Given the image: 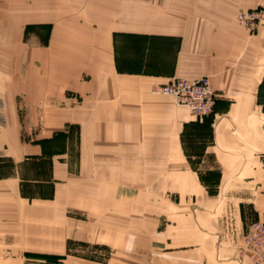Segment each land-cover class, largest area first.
Returning <instances> with one entry per match:
<instances>
[{
    "label": "crops",
    "instance_id": "1",
    "mask_svg": "<svg viewBox=\"0 0 264 264\" xmlns=\"http://www.w3.org/2000/svg\"><path fill=\"white\" fill-rule=\"evenodd\" d=\"M255 8L0 0V264L153 242L173 264L250 263L238 250L264 220V23L251 33L236 16ZM202 76L210 119L152 93Z\"/></svg>",
    "mask_w": 264,
    "mask_h": 264
},
{
    "label": "built area",
    "instance_id": "2",
    "mask_svg": "<svg viewBox=\"0 0 264 264\" xmlns=\"http://www.w3.org/2000/svg\"><path fill=\"white\" fill-rule=\"evenodd\" d=\"M237 22L249 32L256 33L264 23V8L241 11ZM152 93L172 97L178 105L189 109L198 119L211 117L215 111L216 94L208 76L195 80L174 79L152 88ZM4 123L3 106L0 100V127ZM242 253L250 256L248 264H264V220L253 222L244 238Z\"/></svg>",
    "mask_w": 264,
    "mask_h": 264
},
{
    "label": "rangeland",
    "instance_id": "3",
    "mask_svg": "<svg viewBox=\"0 0 264 264\" xmlns=\"http://www.w3.org/2000/svg\"><path fill=\"white\" fill-rule=\"evenodd\" d=\"M210 118L207 117V119ZM153 243L150 244L148 255L145 251H142L140 244L137 247L135 246L133 254L128 253V255L111 251L105 246L92 247L88 250L83 248L82 251L74 252L75 258L71 259V264H173L172 253L165 254L164 251L158 249V245ZM241 251L242 249L238 250L239 258H243L244 253H241ZM47 262L48 264H63V261L56 257L49 258Z\"/></svg>",
    "mask_w": 264,
    "mask_h": 264
}]
</instances>
